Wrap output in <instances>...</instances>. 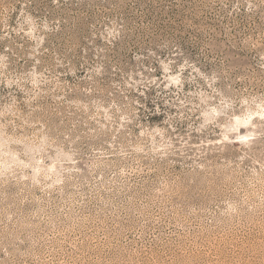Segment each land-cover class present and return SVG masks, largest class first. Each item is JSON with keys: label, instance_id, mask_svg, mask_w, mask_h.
<instances>
[{"label": "rangeland", "instance_id": "1", "mask_svg": "<svg viewBox=\"0 0 264 264\" xmlns=\"http://www.w3.org/2000/svg\"><path fill=\"white\" fill-rule=\"evenodd\" d=\"M0 264H264V0H0Z\"/></svg>", "mask_w": 264, "mask_h": 264}]
</instances>
